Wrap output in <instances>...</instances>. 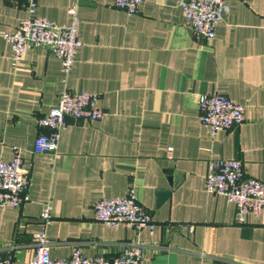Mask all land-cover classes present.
<instances>
[{"label": "crops", "instance_id": "0c3cea01", "mask_svg": "<svg viewBox=\"0 0 264 264\" xmlns=\"http://www.w3.org/2000/svg\"><path fill=\"white\" fill-rule=\"evenodd\" d=\"M226 1L224 20L205 40L184 24L178 0H144L132 14L114 0H38L37 12L59 24L77 6L82 44L65 75L46 46L28 47L15 62L3 34L27 10L0 0V158L21 148L30 174L28 200L0 205V259L29 263L49 202L52 256L80 245L86 255L113 257L140 243L142 264H264V215L238 222L235 202L205 185L219 157L239 158L246 174L264 179V0ZM66 87L98 93L105 113L69 118L58 151L36 152V136L48 130L38 120ZM214 90L243 103L245 118L212 134L198 102ZM131 186L153 230L95 217L99 199Z\"/></svg>", "mask_w": 264, "mask_h": 264}, {"label": "built area", "instance_id": "2783aa9c", "mask_svg": "<svg viewBox=\"0 0 264 264\" xmlns=\"http://www.w3.org/2000/svg\"><path fill=\"white\" fill-rule=\"evenodd\" d=\"M21 2L27 14L18 26L4 32L15 62H20L30 46L49 47L60 59L61 69L68 75L82 44L79 37L77 6H71V19L59 24L37 12L38 0H11ZM144 0H114V4L128 14L138 12ZM184 14V24L201 39L215 36L217 25L224 20L229 5L226 0H178ZM99 94L91 90L65 88L50 109L38 122L47 127L35 138L36 152H57L61 131L69 118L100 119L105 110L98 104ZM199 117L212 134L223 128L240 124L244 118V104L224 92L214 90L199 96ZM172 147L170 146L169 149ZM29 171L23 166L22 150L14 149L11 159L0 158V205L21 207L28 200ZM209 191L222 194L237 206V221L244 222L250 213L264 215V179L245 173L239 158L219 157L209 163L205 178ZM51 204L46 202L41 211L43 227L35 232L36 246L28 264H142L144 248L140 243L125 244L121 251L108 257L105 254L86 255L80 245L74 246L68 256H52L46 224L52 219ZM95 217L110 226H131L140 230L148 226L153 230L155 221L151 212L139 200L131 186L125 195L104 197L94 204ZM0 264H11V256L0 259Z\"/></svg>", "mask_w": 264, "mask_h": 264}, {"label": "water", "instance_id": "95a60500", "mask_svg": "<svg viewBox=\"0 0 264 264\" xmlns=\"http://www.w3.org/2000/svg\"><path fill=\"white\" fill-rule=\"evenodd\" d=\"M167 193H169V191H164V192H163V195H165V194H167ZM164 197H165V196H164Z\"/></svg>", "mask_w": 264, "mask_h": 264}]
</instances>
